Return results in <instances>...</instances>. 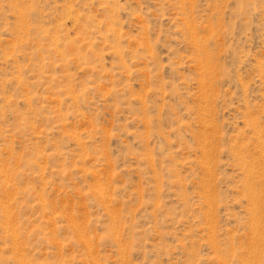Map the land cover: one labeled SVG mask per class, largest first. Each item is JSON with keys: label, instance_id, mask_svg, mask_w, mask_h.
Masks as SVG:
<instances>
[{"label": "rangeland", "instance_id": "1", "mask_svg": "<svg viewBox=\"0 0 264 264\" xmlns=\"http://www.w3.org/2000/svg\"><path fill=\"white\" fill-rule=\"evenodd\" d=\"M0 264H264V0H0Z\"/></svg>", "mask_w": 264, "mask_h": 264}, {"label": "bare ground", "instance_id": "2", "mask_svg": "<svg viewBox=\"0 0 264 264\" xmlns=\"http://www.w3.org/2000/svg\"><path fill=\"white\" fill-rule=\"evenodd\" d=\"M255 127V126H254ZM242 162V161H241ZM249 165V164H248Z\"/></svg>", "mask_w": 264, "mask_h": 264}]
</instances>
